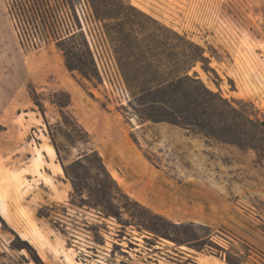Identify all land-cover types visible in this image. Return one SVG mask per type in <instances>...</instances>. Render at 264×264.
<instances>
[{"label":"rangeland","instance_id":"1","mask_svg":"<svg viewBox=\"0 0 264 264\" xmlns=\"http://www.w3.org/2000/svg\"><path fill=\"white\" fill-rule=\"evenodd\" d=\"M65 86L120 119L165 174L193 183L177 212L214 190L225 213L162 215L127 195ZM260 118L264 0H0V121L37 153L0 214V264H193L199 252L264 264ZM159 126L183 129V141Z\"/></svg>","mask_w":264,"mask_h":264},{"label":"crops","instance_id":"2","mask_svg":"<svg viewBox=\"0 0 264 264\" xmlns=\"http://www.w3.org/2000/svg\"><path fill=\"white\" fill-rule=\"evenodd\" d=\"M34 82L38 83L35 80ZM59 85H63L62 81ZM65 89L70 91V106L74 107L73 112L78 123L92 136L95 149L101 156L108 173L127 195L134 199L145 200L149 207H153L155 212L162 215L207 216L225 213L224 210L220 209L222 208L220 203L215 202V200L220 201L221 196L214 190H212L207 203L201 201V203H198L200 204L199 207L196 208L194 206L188 207L184 203L181 206V211L177 212L175 209L179 204V200H182V198L186 200L188 198L187 193L196 191V187L192 185L193 183L190 181L180 183L165 174L144 154L142 148L132 139L131 130L123 126L120 119L113 114H102L100 110H96L94 103L89 105L88 101L84 100V94L79 88L65 86ZM25 101L26 99L24 101L20 100L15 105H9L8 112L12 113L27 107ZM86 106H90V112L86 111V108H88ZM157 129L161 135H171L172 139L176 138L173 141H183L180 138L184 135L181 128L159 126ZM36 155V152L31 154L28 143L21 138L19 133H12L10 124H3L0 121V214L2 216L7 213L8 203L19 199V187H13L16 173L25 168L22 163L26 165V162L30 159L35 162ZM33 171L35 173L34 163ZM181 192L183 195H181ZM187 219L207 221L194 216L187 217ZM254 243L264 250V239H256ZM203 257L206 260H203ZM202 262L224 264L226 261L221 257L199 252L194 257L193 264H201Z\"/></svg>","mask_w":264,"mask_h":264},{"label":"trees","instance_id":"3","mask_svg":"<svg viewBox=\"0 0 264 264\" xmlns=\"http://www.w3.org/2000/svg\"><path fill=\"white\" fill-rule=\"evenodd\" d=\"M64 51H67L68 50V48L67 47H65V48H62ZM67 53V52H66ZM65 56H66V54H65ZM66 65H67V67L69 68V69H78V67H75V66H73L72 64H70L69 63V61L66 59ZM90 74H85V76L86 77H90L89 76ZM132 87V86H131ZM140 90V93H144V92H146V90L145 89H142V88H140L139 89ZM69 104H70V101H68V102H66L65 104H57L58 106H60L61 108H67L68 106H69ZM86 132V131H85ZM88 135V137H89V142H91V136H89V134H87ZM92 151H94L95 153H96V155H97V157H98V160H99V162H100V164H101V166L107 171V169L105 168V165L103 164V161H102V158H101V156L99 155V153L96 151V150H92ZM107 173H108V171H107ZM108 175H109V173H108ZM110 176V175H109ZM114 181V180H113ZM114 183L117 185V183L114 181ZM227 261L229 262V263H232V264H237L235 261H233L232 259H230V258H228L227 257Z\"/></svg>","mask_w":264,"mask_h":264},{"label":"built area","instance_id":"4","mask_svg":"<svg viewBox=\"0 0 264 264\" xmlns=\"http://www.w3.org/2000/svg\"><path fill=\"white\" fill-rule=\"evenodd\" d=\"M260 121L264 124V118H260Z\"/></svg>","mask_w":264,"mask_h":264}]
</instances>
